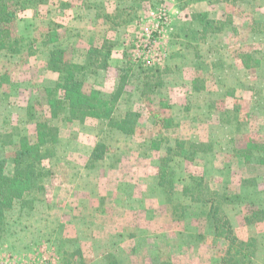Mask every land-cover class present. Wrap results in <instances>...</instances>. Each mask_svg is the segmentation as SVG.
Here are the masks:
<instances>
[{
    "label": "rangeland",
    "instance_id": "rangeland-1",
    "mask_svg": "<svg viewBox=\"0 0 264 264\" xmlns=\"http://www.w3.org/2000/svg\"><path fill=\"white\" fill-rule=\"evenodd\" d=\"M16 32L21 53L0 52V158L35 137L32 109L46 117L36 101L59 80L48 67L56 49L83 66L107 43L109 67H90L87 85L110 96L126 77L114 116L140 119L134 135L106 120L53 121L50 174L7 212L0 264H264V154H239L264 145V0H49L21 13ZM177 140L189 155L190 143L205 151L173 154L169 199L159 171ZM99 144L107 152L95 163ZM201 182L203 198L229 196L223 211L248 249L229 250L210 205L185 195Z\"/></svg>",
    "mask_w": 264,
    "mask_h": 264
},
{
    "label": "trees",
    "instance_id": "trees-1",
    "mask_svg": "<svg viewBox=\"0 0 264 264\" xmlns=\"http://www.w3.org/2000/svg\"><path fill=\"white\" fill-rule=\"evenodd\" d=\"M49 0H0V52L12 51L20 54V40L16 32V23L21 13L29 9L38 10V7L46 4ZM211 23V22H209ZM57 38H56V37ZM58 34L50 40L56 42ZM49 42V43H50ZM112 56V48L105 43L101 48H92L88 52V63L79 65L68 58V51L65 49L53 50L50 54L48 67L59 74V80L54 88H44L42 90L44 105L42 101H36V108L44 109L46 117L37 116L36 111L30 113L32 120H37L35 137H23L17 145L11 159L0 158V232L6 222L7 212L12 210L16 202L25 198L28 193L37 190H44L43 180L50 174L42 165L43 162L55 155V147L59 142L60 130L53 124L54 120L62 116L68 123H83L88 119L106 120L110 126L123 132L126 135L136 134L140 115L136 112H129L120 120L115 119V111L120 97L125 89L126 77L117 91L106 96L101 91L87 85L86 75L90 67L97 70H106ZM247 57V55L245 56ZM3 78H0L2 80ZM42 117V118H41ZM159 123L172 125V119L167 118ZM186 142L177 140L174 148L169 147L167 155L162 158L159 171V185L164 189L166 195L171 197L175 192L172 177L169 175V161L173 154L182 155L187 159H193L197 153L204 152L205 144L190 143L191 155L185 152ZM106 147L99 144L91 155L92 162L102 161L106 155ZM246 161L251 162L255 155L264 154V145L249 141L244 150H241ZM11 162L13 172H7V167ZM264 165V158L262 159ZM194 181V180H192ZM196 182V181H194ZM203 184L195 183V186H187L184 189L185 195L194 201L210 205V216L215 225L218 237L224 238L229 243V250L248 249L249 245L245 241L239 240L235 235L232 223L223 211L225 201L229 203L231 199L227 195H219L214 192L209 198H203L196 194L195 188ZM170 199V198H169ZM171 203V201H170ZM257 216V214H255ZM248 223H253V219L248 217ZM239 253V250H237ZM229 264H241V261H228ZM243 263V262H242ZM244 264V263H243Z\"/></svg>",
    "mask_w": 264,
    "mask_h": 264
},
{
    "label": "crops",
    "instance_id": "crops-1",
    "mask_svg": "<svg viewBox=\"0 0 264 264\" xmlns=\"http://www.w3.org/2000/svg\"><path fill=\"white\" fill-rule=\"evenodd\" d=\"M27 219H29V218H27ZM25 222V221H24Z\"/></svg>",
    "mask_w": 264,
    "mask_h": 264
}]
</instances>
